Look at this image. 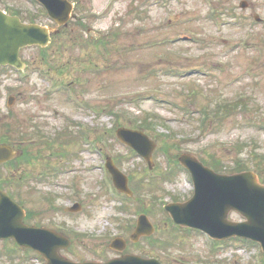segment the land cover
Returning a JSON list of instances; mask_svg holds the SVG:
<instances>
[{"label": "rangeland", "instance_id": "1", "mask_svg": "<svg viewBox=\"0 0 264 264\" xmlns=\"http://www.w3.org/2000/svg\"><path fill=\"white\" fill-rule=\"evenodd\" d=\"M72 1L78 21L72 19L54 37L49 56L43 58L37 48L22 51L31 63L26 79L0 69V135L7 125L18 135L21 121L28 130L39 125L53 137L51 143L29 146L39 155L34 163L0 166L4 178L11 175L16 198L36 212L28 222L67 228L73 241L71 251H63L67 258L106 260L116 255L111 240L116 235L129 240L132 223L147 209L157 231L151 240L129 242L126 252L154 254L167 264H264L256 244H214L196 229L171 225L162 209L193 194L189 173L175 171L176 156L183 152L205 162L218 159L228 174L235 167L250 168L264 183V0H247V8L240 7L242 0ZM0 2L40 9L29 0ZM165 40L172 44L153 46ZM61 84H70L68 92ZM222 104L231 105L229 115ZM142 122L157 142L152 169L115 136L118 127L138 128ZM106 154L117 155L120 168L134 176L130 185L137 193L129 209L121 208L126 200L120 195L110 192L112 200L104 193ZM63 168L68 170L55 175ZM38 171L51 173L49 179L28 181ZM53 193L56 201H48ZM75 201L83 209L66 211ZM229 217L242 219L236 212ZM21 255L12 240L0 242V264L39 261Z\"/></svg>", "mask_w": 264, "mask_h": 264}, {"label": "water", "instance_id": "2", "mask_svg": "<svg viewBox=\"0 0 264 264\" xmlns=\"http://www.w3.org/2000/svg\"><path fill=\"white\" fill-rule=\"evenodd\" d=\"M50 14L59 24L69 20L73 5L69 0H44ZM246 7L247 2L243 1ZM51 30L38 24L23 23L16 16H9L0 11V64H11L19 68L24 66L20 58V49L28 45L46 46L50 41ZM12 100H10V104ZM119 138L132 146L151 164L156 142L140 130L121 127L117 130ZM16 155L8 144H0V163ZM180 161L192 173L195 194L186 202L166 205L175 222L208 232L215 238L231 236L248 237L261 242L264 248V184H261L253 171L236 174H220L204 165L192 154H182ZM107 166L113 175L117 188L128 194L132 191L128 177L120 171L111 158ZM76 204L70 210H80ZM238 211L247 218L243 222L229 219V213ZM24 209L7 193L0 191V238L13 237L26 247L38 249L48 259L47 264H162L157 259H146L127 254L105 263H77L62 257L59 249L68 247L70 240L64 235L46 227L29 226L24 223ZM154 226L147 215L142 214L132 234L137 241L142 235H150ZM126 242L116 239L112 247L124 249Z\"/></svg>", "mask_w": 264, "mask_h": 264}, {"label": "trees", "instance_id": "3", "mask_svg": "<svg viewBox=\"0 0 264 264\" xmlns=\"http://www.w3.org/2000/svg\"><path fill=\"white\" fill-rule=\"evenodd\" d=\"M146 121H147L146 119L143 120V122H146ZM143 122L141 123L142 126H147L146 124H143ZM8 134H10V132ZM21 137L22 136H13L12 134H10L9 136H7L6 140L14 142V141H17L18 139H21ZM217 161H218V159H215V162H217ZM215 162L209 163L210 166H212L215 170L220 171V172L226 171L224 166H220L219 164H217ZM242 169H244V168L243 167H238L235 170H242ZM150 255H152V254H150Z\"/></svg>", "mask_w": 264, "mask_h": 264}, {"label": "flooded vegetation", "instance_id": "4", "mask_svg": "<svg viewBox=\"0 0 264 264\" xmlns=\"http://www.w3.org/2000/svg\"><path fill=\"white\" fill-rule=\"evenodd\" d=\"M3 4L0 3V7L2 6Z\"/></svg>", "mask_w": 264, "mask_h": 264}]
</instances>
